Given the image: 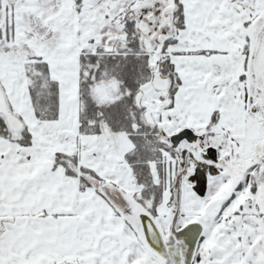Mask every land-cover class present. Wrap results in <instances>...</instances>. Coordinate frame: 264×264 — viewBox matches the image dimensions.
I'll list each match as a JSON object with an SVG mask.
<instances>
[{
  "label": "snow or ice",
  "instance_id": "1",
  "mask_svg": "<svg viewBox=\"0 0 264 264\" xmlns=\"http://www.w3.org/2000/svg\"><path fill=\"white\" fill-rule=\"evenodd\" d=\"M0 264H264V0H0Z\"/></svg>",
  "mask_w": 264,
  "mask_h": 264
}]
</instances>
